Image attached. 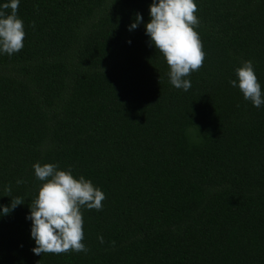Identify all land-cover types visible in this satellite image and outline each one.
<instances>
[{
    "label": "trees",
    "instance_id": "trees-1",
    "mask_svg": "<svg viewBox=\"0 0 264 264\" xmlns=\"http://www.w3.org/2000/svg\"><path fill=\"white\" fill-rule=\"evenodd\" d=\"M151 2L20 0L24 47L0 53V205L24 203L0 211V264H264V105L229 83L251 60L264 92V0H195L188 91L146 35ZM37 162L104 192L82 209L87 253L32 252Z\"/></svg>",
    "mask_w": 264,
    "mask_h": 264
},
{
    "label": "clouds",
    "instance_id": "clouds-1",
    "mask_svg": "<svg viewBox=\"0 0 264 264\" xmlns=\"http://www.w3.org/2000/svg\"><path fill=\"white\" fill-rule=\"evenodd\" d=\"M20 0H7L0 4V53L12 56L24 47V22L18 16ZM195 0H152L149 5L150 20L144 25L151 44L162 54L170 71V83L177 89L188 91L191 81L187 79L203 66L205 52L199 33L200 20ZM143 22L140 13L129 25L132 31ZM34 27V24H33ZM129 43H131L129 41ZM237 79L230 80L238 87L244 100L254 107L264 105V92L258 81L251 60L243 61L236 68ZM197 128V127H196ZM198 130V129H197ZM35 178L41 182L36 198L29 207L26 219L31 220L30 235L35 242V255L87 253L84 244L83 208L101 211L106 196L91 180L72 174L71 169L60 170L57 164L39 162L33 164ZM23 183L17 180V184ZM5 191L11 192V186ZM24 200L16 197L10 205H0L4 215L22 205ZM100 243L103 237L98 236ZM114 243V242H113Z\"/></svg>",
    "mask_w": 264,
    "mask_h": 264
}]
</instances>
